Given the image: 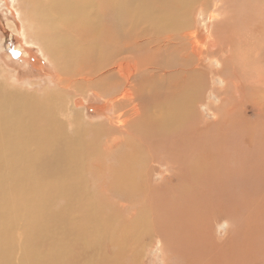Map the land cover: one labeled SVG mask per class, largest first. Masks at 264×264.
Wrapping results in <instances>:
<instances>
[{
	"label": "rangeland",
	"instance_id": "1",
	"mask_svg": "<svg viewBox=\"0 0 264 264\" xmlns=\"http://www.w3.org/2000/svg\"><path fill=\"white\" fill-rule=\"evenodd\" d=\"M15 3L16 0H0V87L25 94L27 103L49 104L47 108L53 111L62 133L74 139L81 137L83 155L79 159L66 155L60 165H47L34 151L50 152L46 148L49 144H36L35 148L14 133L4 139H8L7 144L1 141L0 264H86L84 259L99 260L97 264H101V257L103 264H264V0H189L184 23L176 29L157 31L139 24L130 36H93L109 44L110 52L105 58L84 51L89 38L80 30L82 25L75 22L71 29V38L76 41L75 59L64 64L73 66L64 71L48 59L38 42L22 34ZM153 6L159 5L138 0L137 9ZM191 75L193 82L188 79ZM127 77L132 78L133 85L142 78L145 88L151 82L148 79H155L158 98H164L176 84L194 86L195 118L189 127L203 132L197 147L227 148L229 158L224 163L231 168H236L238 161L242 165L243 154L251 162L255 160L254 166L245 163L252 169L241 178V190L238 184L232 185L230 192L227 187L210 183L204 191L202 201L206 202L208 216H212L215 206L222 205L215 202L224 195H228L227 199H231V193L236 196L230 217L227 214L214 219L208 226L217 241L231 236L225 254L213 251L209 241L203 249L196 246L198 239L190 233L193 207L184 206L194 198L184 191L187 183L183 184L182 174L177 172L180 163L176 171L163 152L172 141L149 144L131 131L134 125L132 129L138 127L141 133L139 121L145 110L133 112L137 100L130 98ZM74 118L78 129L90 127L92 131L88 134L82 130L76 136ZM187 137L182 138V147L189 142ZM55 141L56 149L60 147V137L54 136ZM137 142L151 148L145 150L137 164L135 182L122 185L114 180V172L120 156L130 149L128 143L136 146ZM196 154L205 156L206 152ZM203 158L201 162L205 163L208 157ZM233 181L237 182L238 177ZM161 184L169 194L166 200H173L166 207L169 213L161 219H180L183 213L181 219L187 221H180V226L179 221L178 226L168 223L179 232L178 238L184 239L183 247L192 246L184 254L180 250L177 254L171 246L164 249L160 225L155 222L160 212L155 203ZM142 210L152 212L153 216L149 213L148 217L152 225L134 234L130 224ZM107 217L110 218L106 220ZM85 218L97 220V226L89 227ZM102 225L107 226V231H92H99L96 229ZM84 226L89 228L85 230ZM109 226L115 228L110 233ZM88 231L93 235L89 236Z\"/></svg>",
	"mask_w": 264,
	"mask_h": 264
},
{
	"label": "bare ground",
	"instance_id": "2",
	"mask_svg": "<svg viewBox=\"0 0 264 264\" xmlns=\"http://www.w3.org/2000/svg\"><path fill=\"white\" fill-rule=\"evenodd\" d=\"M147 1L151 4H158L159 6L137 9L138 0H16L15 5L17 6L15 7L17 9L18 15L22 20L21 23L22 31H23L22 34H24L27 38H30L38 42V44L41 47V50L48 57V59L53 60L55 66L59 70L64 71L73 67V66H64V64L69 65L70 62L75 59L76 53L74 49H76L75 48L76 41L74 39L73 41L71 38L72 37L71 29L73 23L75 22H79L82 25L80 30L85 31L89 38V40L85 45L84 51H86L88 54L89 53L91 55L94 54L102 58L103 57L105 58L107 54L110 52L109 51L110 46L105 41L103 42H99L98 40L96 41V39H94L93 36L96 38L100 37L103 39L106 38L107 35L110 33H118L121 38L123 34H125L124 36L127 35L130 36L131 34H133L134 27H137L139 24H143V27L150 26L157 31H162L163 29H169V30L170 28L176 29L179 27L180 23H184L185 12L187 14V9L185 11V4L189 0H147ZM97 5L100 6V8H98ZM68 27H70L69 31H68ZM63 52L65 53L63 54ZM149 67L150 66H148V68ZM145 76L147 75L145 74ZM119 78L121 79V77ZM126 79H127L126 84H128V86L131 88L130 90L131 93L129 92L130 98L132 100L135 99L137 100L136 105H134L135 102L133 103V112L137 114L139 110H141V112L143 109L145 110L144 112H142L144 115L143 119L140 121L138 120L139 124L142 125V129L140 128L141 133L137 132L139 129L138 127L136 129L135 128L132 129L134 125L130 126L131 131L134 130L133 132L135 134H137L139 137L142 136L143 139L142 141L149 144H152L151 143L152 141H157L161 143L164 141V139L168 140L166 141L167 144L170 141H172V143L168 145L170 147L167 146L163 150V152L166 155V157L173 164H175L176 171L178 168L177 165L180 163L177 172L182 174L184 181L183 184L185 182L187 183V187L184 191H186V194L188 193L190 194L189 196H192L194 198L192 199V201L190 200L184 203V206L193 207L192 215H193L194 225L192 226L191 228L192 232L190 231V233L191 234L194 233L196 238L198 239L196 240L198 241L196 243V246L199 247L200 249H203L204 244L208 243L207 241H209V245L213 251L215 252L223 251V253L225 254L226 242L228 239L231 238V236L229 238L227 235L224 240L217 241L216 238L211 235L208 226H210V224L214 221V219L216 221L217 219L227 214L230 217V214H232L231 208L235 202L234 198L236 196L231 193L230 194L231 199H227L228 195H224L226 199L224 198L222 200H224L225 203H223L222 200L216 201L215 204L217 202H221L220 204L222 205H220L219 207L215 206L212 216L207 215L206 202L202 201V198L204 197L205 192L209 189L210 183L215 185L220 184L224 188L227 187L230 192H231L230 187L234 184H238L237 185L238 189L241 190L240 188L241 178L244 176L245 173L248 175L249 171L252 169L251 168L252 166H245V163L250 162L254 166L255 164L253 162L255 160L251 162L250 158L245 154H243L244 157L242 156L243 158L242 165H240V162L238 161L237 162L238 166L236 168L234 167L231 168L229 165L224 163V160L227 161L229 158V155L226 154L227 148L223 147V149H217L214 147L207 146L202 150H200L199 147H197L196 141H198V136L200 134L202 136L203 132L200 133L197 131L198 129L196 130L193 129L192 127L191 128L189 127L191 125V121L193 117L195 118V114L193 112L194 103H192V97H193L192 88H194V86L186 87L185 85L179 86L178 84H176L174 85L175 86L174 89H172L165 96H163L164 98H158V96L160 95L156 94V92L159 90V85L155 83L154 81L155 79L154 80H152L153 78H150V80L148 79V81L151 82L148 83L149 85L147 88H145L146 85L142 78H139L138 81L136 80L134 85L131 82L132 79L131 77H127ZM188 79L192 82L194 80L192 75ZM148 81H146V83ZM179 84H181L180 81ZM126 94H128V92ZM24 95L22 93L15 91H8V90L6 91L4 88L0 87V143L4 142L7 144L8 139L7 140L4 139L9 135H12V133H14L13 135H20L23 137V139L24 138L27 139L28 142L30 144H33L35 148H37L36 144L37 146L40 143L41 144L43 143L44 146L45 144H49L48 147L46 148L47 150H50V152H43V150L36 152L32 150L34 151L35 155H39L38 157L40 158L42 157L41 159H45L47 165L48 164L55 166L60 165V163L66 160V155H68L70 158L75 157L77 159H79L80 156L82 157L83 154L81 150L82 149L81 137L79 136V138L76 139H74L71 136L67 137L65 134L62 133V130L60 129V124L56 122L53 111L47 108L49 104L45 102L40 104V101L35 103L36 102L35 100L34 103H27L26 101L27 96ZM127 102L129 101L127 100ZM140 103L141 106L144 105V107H141ZM76 119L78 122L80 123L82 122L80 120V116L77 115ZM77 121L75 120V118L73 119L76 136H77V132L78 134H80L82 130L86 132L88 131V134L89 131H92L90 130V127H87L88 129L86 127H82L81 130L78 129L77 126L79 123H77ZM91 134H93V132ZM187 135L188 137L186 139H188L189 142L187 143V145L183 144L182 147L181 140ZM54 136L60 137L61 139L60 147L57 148L56 146V149L53 146L57 145L58 142L56 141L54 142ZM144 142L142 144L137 142L136 146L134 144L128 143L130 144L129 145L130 149L128 150L126 148V151L123 153V155L120 156V162L116 168V171L114 172V176L117 179V180L114 179L115 181L118 182L119 180L118 183L120 184L122 183V185L126 184L127 186L129 183L135 182L133 180V177H136L135 173L137 172L138 174L139 172V168L137 164H140V162L142 161L143 157L145 156V152L147 151V148L148 147L151 148L150 146L146 147ZM61 144H63V146ZM262 145L264 147V136L262 138ZM2 146L3 149H5V145ZM196 151L206 152V155L205 156L197 155ZM48 153L49 156L47 155ZM263 153H264V148H262V154ZM45 154L47 155V157L43 158L44 157L43 155ZM203 157H208L205 163H203V161L201 162L202 159L204 160ZM263 161H264V157L262 158V163ZM172 163L169 164V169L173 167ZM262 163L261 165L263 166ZM253 174H257V172ZM235 177H238L237 182L233 181ZM61 180H63V178ZM64 184H66V181H64ZM159 187H158L159 189L157 188V190L160 193V195L158 197L159 198L158 201L155 204H156V208L160 207V212H158V221H156L155 219L154 220L155 222H158L157 225L158 224L160 225L159 229L160 232L162 233L161 238L165 244L164 249L167 246L169 250L171 246L173 251L175 252L177 251L179 253L180 250V252L184 254L186 252L184 250L191 249L192 246L185 245L186 247H183L181 241L184 239L178 238L179 232L172 229V227L168 223L174 226H178V221H179V226H180L181 223L185 224L187 223V221L181 219L183 213H180V219L166 218V221L164 219H161V216L163 214L169 213L166 207L168 206L169 202L173 200L171 199L166 200L169 194H167L168 191L164 184L159 185ZM235 188L236 186L232 187V189ZM245 196L247 197V195ZM206 197L208 198V194ZM149 213L152 214L151 211L142 210L137 214V216H135L134 220L130 224V230H132V233L136 234L137 232L144 231L148 225H152L149 223L148 217H151ZM108 218L110 217H107L106 220H108ZM86 220L89 222V227L91 226V224H93L92 226L94 225L97 226V220L96 221L94 219H90V220L86 219ZM229 220L231 219L229 218ZM107 224L109 225L110 223ZM104 225H102L103 227L100 226L101 228L97 227L98 229L96 230L99 231H94V229L91 230L95 234H98L100 231L102 232L107 231L108 228H104L107 227ZM89 227L84 226L83 228H85L86 230V228ZM112 229L115 228H112L111 226L108 232L110 233ZM88 233L90 234V235L88 234L89 236L93 235L91 234L92 232L90 233L88 231ZM127 234H129L128 231ZM134 234H132V236ZM188 241H192V240H188ZM179 244H180V248H179ZM91 249H93V247H91ZM116 251L117 253L120 251V248L118 246ZM98 259H101L102 260L101 264H103L104 262L103 257ZM83 261L86 262V264L99 263V260L98 262L95 260L90 262L89 259H84Z\"/></svg>",
	"mask_w": 264,
	"mask_h": 264
}]
</instances>
